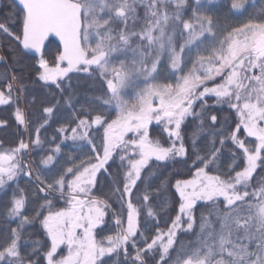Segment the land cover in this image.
I'll list each match as a JSON object with an SVG mask.
<instances>
[{"label":"snow or ice","instance_id":"6c2138e0","mask_svg":"<svg viewBox=\"0 0 264 264\" xmlns=\"http://www.w3.org/2000/svg\"><path fill=\"white\" fill-rule=\"evenodd\" d=\"M6 8L0 264H264V0Z\"/></svg>","mask_w":264,"mask_h":264},{"label":"trees","instance_id":"16d2710c","mask_svg":"<svg viewBox=\"0 0 264 264\" xmlns=\"http://www.w3.org/2000/svg\"><path fill=\"white\" fill-rule=\"evenodd\" d=\"M8 3H10V0H2L1 5H0V12L7 11L6 5ZM234 22H236V21H234ZM0 41L6 42L4 37H0ZM2 70H3V67L0 66V71H2ZM4 118L10 119L11 118L10 112L6 106H0V119H4ZM51 132H52V129H49V132L47 135H50ZM15 138H16V128L15 127H10L8 129H0V139H5V140L11 142ZM27 159L29 161H32L33 156L29 155L27 157ZM161 171L163 172V176L169 178L172 183L175 182V179L189 178V176H190L189 168L182 163L170 165L168 169H166V170L162 169ZM173 191H174V189H173ZM169 203L170 204L172 203L171 197L169 198ZM175 207H178V206H175ZM175 214H176V211L170 208L168 215H171L174 217ZM167 218L168 217L165 216L161 220L160 223H161L162 227H163L165 221L167 220Z\"/></svg>","mask_w":264,"mask_h":264},{"label":"rangeland","instance_id":"374dc122","mask_svg":"<svg viewBox=\"0 0 264 264\" xmlns=\"http://www.w3.org/2000/svg\"><path fill=\"white\" fill-rule=\"evenodd\" d=\"M1 2H2V0H0V5H1ZM0 54H3L2 50H0Z\"/></svg>","mask_w":264,"mask_h":264}]
</instances>
